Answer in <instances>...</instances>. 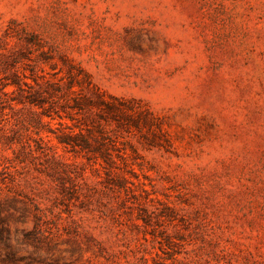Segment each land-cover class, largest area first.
Listing matches in <instances>:
<instances>
[{"label": "rangeland", "instance_id": "obj_1", "mask_svg": "<svg viewBox=\"0 0 264 264\" xmlns=\"http://www.w3.org/2000/svg\"><path fill=\"white\" fill-rule=\"evenodd\" d=\"M0 264H264V0H0Z\"/></svg>", "mask_w": 264, "mask_h": 264}, {"label": "trees", "instance_id": "obj_2", "mask_svg": "<svg viewBox=\"0 0 264 264\" xmlns=\"http://www.w3.org/2000/svg\"><path fill=\"white\" fill-rule=\"evenodd\" d=\"M75 85H79L80 88L75 90ZM66 87L68 93L74 94L69 106L76 112L84 110L89 112L91 115H87L88 118H96L93 117V115H98L100 119L106 122L114 121L119 125H123L125 124V120H129L132 121L130 125L136 128L140 127V121L142 120L143 122L145 121V123L150 121L148 124L149 126L156 125L158 128L161 127L160 124L153 122L156 117L148 108L142 107L134 100L106 95V93L101 91L98 87L94 86L91 80L85 85L83 80H78L77 78V80L69 81ZM82 89H87L88 93L82 94L80 92ZM75 127H78V132H75ZM71 128H73L72 131L61 138V143L71 144L72 146L80 143L83 147H88L87 145H89L90 142L84 137V127H82V123L74 124ZM86 129L90 132V128ZM79 139H81V142H78Z\"/></svg>", "mask_w": 264, "mask_h": 264}]
</instances>
